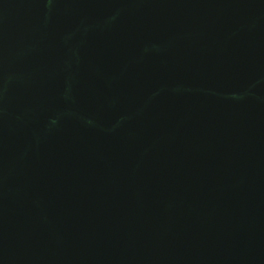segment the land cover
Returning a JSON list of instances; mask_svg holds the SVG:
<instances>
[{"label":"water","instance_id":"1","mask_svg":"<svg viewBox=\"0 0 264 264\" xmlns=\"http://www.w3.org/2000/svg\"><path fill=\"white\" fill-rule=\"evenodd\" d=\"M0 264H264V0H0Z\"/></svg>","mask_w":264,"mask_h":264}]
</instances>
